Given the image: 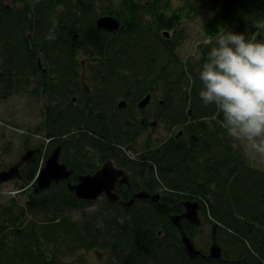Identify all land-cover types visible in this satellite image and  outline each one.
<instances>
[{"label": "trees", "instance_id": "16d2710c", "mask_svg": "<svg viewBox=\"0 0 264 264\" xmlns=\"http://www.w3.org/2000/svg\"><path fill=\"white\" fill-rule=\"evenodd\" d=\"M229 1L0 0V100L20 93L49 99L40 131L50 148L62 146L73 184L113 161L137 178V192H163L160 202L130 207L104 200L106 217L83 214V223L61 216L93 205L78 200L66 182L52 185L45 197L31 196L27 211L7 215L0 207V264H61L58 253L67 243L72 257L104 250L113 264H264V170L252 167L228 135L219 107L199 96V72L219 35L250 39L252 25L264 38V27H257L264 24V0H234L225 13ZM203 12L212 14L203 25L206 41L197 59L183 58V38L165 34ZM108 15L121 23L119 31L98 27ZM148 95L151 105L139 109ZM122 100L129 103L125 109ZM153 123L169 134L184 128L197 141L152 139ZM39 168L40 158L26 165L27 185ZM186 201H198L204 218L192 233L220 225L223 259H191L184 251L170 216ZM23 213L34 218L26 226ZM80 256L76 264H90Z\"/></svg>", "mask_w": 264, "mask_h": 264}, {"label": "rangeland", "instance_id": "374dc122", "mask_svg": "<svg viewBox=\"0 0 264 264\" xmlns=\"http://www.w3.org/2000/svg\"><path fill=\"white\" fill-rule=\"evenodd\" d=\"M170 3L178 4L181 3V0H170ZM208 16H212V14L203 12V14H199L197 17H194L193 20L187 21L186 24L181 25L175 31H171L169 33V36L165 34L166 37H170L176 33L179 38H183L180 48L178 49L180 55L183 58H198V47L206 41L203 33V25ZM253 28L254 26L252 25L247 27V35L252 36L250 40H254L258 35L262 36L259 31H253ZM41 65L43 64L41 63ZM86 67L87 66L84 62V71L81 72L85 75ZM83 78L84 75L82 76V79ZM49 105L50 101L48 98H46V100H40L31 94L22 93L11 95L0 100V162L2 164H8L11 163V161L13 162L19 157V155L23 153L25 148L23 146L22 135L27 134L28 136H30L28 142L32 145H37L42 141L44 134L40 130L45 119L44 109L45 106ZM154 128L155 131L151 134L152 139H160L163 141L169 138L170 134L166 132L162 126L157 125ZM181 129V127H176L174 128L173 132L177 134ZM238 144L246 152L250 161V165L252 167L261 168L264 170V156H261L259 153H254V151L249 146V142L243 138L238 140ZM21 182L19 184H15L13 182L7 183L0 187L1 203L6 204L10 198L15 197L19 205L25 206L27 200L30 199L31 194L33 193L34 187L31 186L32 188H30L31 184H29V186L26 184L27 188L24 191H21L20 186L23 184ZM102 203L103 200L99 199L96 202L92 203L93 205L87 208L85 212H81L80 209H71L69 212H62L61 216L69 215L73 221H79L82 223L88 221L84 218L83 214H86L87 216L92 214L104 215L105 218L106 214L102 212V209H100ZM10 205L12 204L10 203ZM33 219V216L28 214L26 224ZM102 221L103 220H100V222ZM119 221L122 220L119 218ZM12 228L13 227H9L8 229ZM210 234L211 226L209 224H207L206 228H202L201 230L199 229L198 231H196L194 233L195 241L193 239L196 248L199 245V248L208 251L212 245ZM196 242L198 243V245L196 244ZM68 245L70 244L67 243L66 245H63V247L60 249V252L58 253L59 259L63 261L61 264H67L68 262H70V264H76V260L74 259V257H77L79 254L83 257L87 256L90 259V264H113L111 259L108 258V254L105 253L104 250H95L89 252L88 254L83 252V250H79L78 252H76L75 256L72 257L67 253Z\"/></svg>", "mask_w": 264, "mask_h": 264}, {"label": "clouds", "instance_id": "9594fccd", "mask_svg": "<svg viewBox=\"0 0 264 264\" xmlns=\"http://www.w3.org/2000/svg\"><path fill=\"white\" fill-rule=\"evenodd\" d=\"M199 79L202 102L219 107L228 135L247 140L254 153L264 156V40L231 31L219 35Z\"/></svg>", "mask_w": 264, "mask_h": 264}, {"label": "water", "instance_id": "95a60500", "mask_svg": "<svg viewBox=\"0 0 264 264\" xmlns=\"http://www.w3.org/2000/svg\"><path fill=\"white\" fill-rule=\"evenodd\" d=\"M234 4V0H230L225 4L224 12L229 13ZM97 25L100 29L106 30L108 32H117L121 27V23L114 16H102L98 19ZM169 36V33H166ZM259 39L263 40L264 38L259 35ZM2 46V40L0 37V49ZM40 68L42 65L40 63ZM152 101V95H148L143 99L139 108L144 110L148 107ZM127 102L122 101L119 103V108H126ZM196 140V136L193 138ZM36 150H28L21 159L8 170L0 171V186L2 184L8 183L10 181L22 178L21 169L30 162L34 161ZM62 146H58L50 154L48 159L45 161L44 166L39 169V172L36 177V184H34V193H40L49 191L52 185L66 182L69 190L74 193L75 197L78 200L86 202H95L102 197L103 194L106 195L107 201L109 203H114L119 200V197L114 193L116 182L118 178L123 176L124 172L118 170L112 161H108L101 170L95 174H88L80 176L78 183L73 184L71 177L74 173L73 170H70L69 167L61 161ZM123 182H127L124 180ZM22 190H25V187L22 186ZM139 198H149L156 200V196H151L148 193H139L136 195ZM184 206L186 208V213L184 215H175L171 217V221L176 225L181 232L182 244L185 248V251L189 258L196 259L198 256L208 257L210 259L220 260L223 259V249L219 245L218 241V229L220 225L218 223L214 224L212 231V245L210 248L209 254H203L198 250L192 239L186 234L184 227L181 224L183 217L187 218L192 224L200 226L202 224V219L199 215L200 203L198 201L194 202H185ZM247 264V263H243Z\"/></svg>", "mask_w": 264, "mask_h": 264}, {"label": "flooded vegetation", "instance_id": "af4514ba", "mask_svg": "<svg viewBox=\"0 0 264 264\" xmlns=\"http://www.w3.org/2000/svg\"><path fill=\"white\" fill-rule=\"evenodd\" d=\"M258 38V37H257ZM2 40V39H1ZM1 48H2V46H1ZM0 52H1V49H0ZM45 72H46V70H44ZM85 89H87L86 87H85ZM122 101H126V100H122ZM122 101H120V102H122ZM142 101V100H141ZM140 101V102H141ZM74 102H77V98H75L74 99ZM127 102V107L129 106V103H128V101H126ZM140 102L138 103V108H139V104H140ZM152 102V101H151ZM151 102H150V104L148 105V107L151 105ZM126 107V108H127ZM147 107V108H148ZM146 108V109H147ZM125 109V108H124ZM140 109V108H139ZM152 126L153 127H155L156 126V124L155 123H153L152 124ZM23 136V146H24V148H25V150L23 151V153L21 154V155H19V157L16 159V160H14L13 162L11 161V163H8V164H5V163H1L0 162V171H5V170H8L10 167H12V166H14L20 159H21V157L28 151V150H36L37 151V153L35 154V159H34V161H32V162H30L29 164H31V163H33V162H35L36 160H38V158H40V168L39 169H41L43 166H44V164H45V161L48 159V157L50 156V154L55 150V148H57L58 146H60V145H58V146H56L55 148H50L51 146V140H49V139H46V138H44V136H43V139H42V141L40 142V143H38L37 145H32L31 143H29L28 141H29V138H30V136H28L27 134H24V135H22ZM171 137H175L176 139H187L188 137H190V139H191V141H197V139L196 140H193V138L195 137V135H191V136H188V133L186 132V129H181V130H179V133H177L176 135L175 134H173V133H171L170 134V138ZM45 158V159H44ZM61 161L63 162V160H62V154H61ZM108 161H106L105 163H103V164H101L100 165V168L99 169H97L93 174H95L96 172H98L99 170H101L102 169V167L107 163ZM113 162V161H112ZM64 163V162H63ZM114 163V162H113ZM29 164H26V165H29ZM26 165L21 169V175H22V178H18V179H16V180H13V181H10V182H8V183H20L21 181V183H23L20 187H21V191H24V190H22V186H24L25 187V189L27 188V185H26V183H27V180H26V178L24 177V175H23V171H24V168L26 167ZM114 166L118 169V170H122L123 172H124V174H123V176H121V177H119L118 178V181L116 182V185H115V190H114V193L119 197V200L117 201V202H114V203H110V204H118V205H121V206H134L136 203H138V202H146V203H152V202H155V201H157V202H160L161 200H162V196H163V192H162V190H156L154 193H149L148 191H147V189H141L140 191H136V189L134 188V185H136L137 183H135L136 181H138L137 180V178H135L134 177V175L129 171V170H127V169H125L124 167H121V166H118V165H116L115 163H114ZM39 172V171H38ZM92 174V175H93ZM36 177H37V175H36ZM36 177H35V179H34V181L33 182H31L30 184V188H32L31 186H33L34 187V184H36ZM124 180H126L127 182H123ZM61 183V182H60ZM5 184H7V183H5ZM2 185H4V184H2ZM1 185V186H2ZM0 186V187H1ZM29 186V185H28ZM138 187V186H137ZM34 189V188H33ZM20 191V192H21ZM47 191H45V192H40V193H37V194H35L34 193V190H33V193L32 192H30V193H32L31 194V196L32 197H34V198H36V197H45L46 195H47V193H46ZM139 193H148V194H150L151 196H156L157 195V198H156V200H152L151 199V197H149V198H139V197H136V195L137 194H139ZM30 196V197H31ZM1 197V196H0ZM99 199H102L103 201L104 200H106V202H108L107 201V198H106V195L105 194H103L102 195V197L101 198H99ZM98 199V200H99ZM30 201V199L29 200H27V202H26V204H25V206H21V205H19V203L17 202V200L15 199V197H12V198H10L9 199V201L6 203V204H3V203H1V199H0V207H2V208H5L4 209V211H3V213L4 212H6V214L7 215H11V214H15V212H18V209H19V211L21 210L20 208H22V209H24L25 211H27V203ZM39 202L41 201V199H39L38 200ZM96 202V201H95ZM186 202H188V201H186ZM10 203L12 204V205H10ZM91 203H94V202H91ZM109 203V202H108ZM184 203L185 202H181L180 203V205H181V210H179V212H177V213H175V214H172L171 216H170V219H171V217L172 216H175V215H179V216H181V215H184L185 213H186V208H185V206H184ZM164 205L167 207L168 205L167 204H165L164 203ZM11 206H13V207H11ZM177 206V205H176ZM200 208H201V206H200ZM199 215H200V218L202 219V223L204 222V218H203V215H202V212H201V209L199 210ZM27 216H28V214H26V213H23L22 214V218H21V220H22V222H24L23 223V226H25V225H27V224H29V222L26 224V219H27ZM6 222L8 221L7 219L5 220ZM21 224V222H19L18 224H17V226L18 225H20ZM181 224H182V226L184 225H186L190 230L187 232V230H186V228L187 227H184V230H185V232H186V234L190 237V239H192L193 240V234L194 233H192L191 232V230L194 228V227H201L202 226V224L200 225V226H196V225H194V224H192L187 218H185V217H183L182 218V220H181ZM214 226V225H213ZM213 226H212V230H211V240H212V231H213ZM219 230V229H218ZM218 241H219V239H218ZM194 242V241H193ZM183 245V244H182ZM219 245H220V243H219ZM221 246V245H220ZM211 248V247H210ZM210 248H209V250L208 251H205V252H207V254H209L210 253ZM183 249H184V251H185V248H184V246H183ZM186 252V251H185ZM206 258H208V257H206Z\"/></svg>", "mask_w": 264, "mask_h": 264}, {"label": "bare ground", "instance_id": "6f19581e", "mask_svg": "<svg viewBox=\"0 0 264 264\" xmlns=\"http://www.w3.org/2000/svg\"><path fill=\"white\" fill-rule=\"evenodd\" d=\"M259 36V35H258Z\"/></svg>", "mask_w": 264, "mask_h": 264}]
</instances>
